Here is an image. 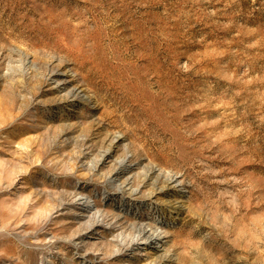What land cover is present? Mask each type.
<instances>
[{
    "label": "rangeland",
    "instance_id": "1",
    "mask_svg": "<svg viewBox=\"0 0 264 264\" xmlns=\"http://www.w3.org/2000/svg\"><path fill=\"white\" fill-rule=\"evenodd\" d=\"M119 172L144 195L115 197ZM97 211L85 261L71 241ZM154 220L174 264H264V0H0V264L134 263Z\"/></svg>",
    "mask_w": 264,
    "mask_h": 264
},
{
    "label": "bare ground",
    "instance_id": "2",
    "mask_svg": "<svg viewBox=\"0 0 264 264\" xmlns=\"http://www.w3.org/2000/svg\"><path fill=\"white\" fill-rule=\"evenodd\" d=\"M71 77L72 76L70 75L69 71H67L65 69L59 70L55 73H52L50 76V81H53V84L51 85L49 90L54 92V93H59V92L65 91L73 83V80ZM69 91L75 97L72 100V103L76 102L78 100V98L82 94L85 93V89L83 87H78V86H74L73 89L69 90ZM89 99L90 98H88V100ZM117 139L115 141H113V143L110 146V149H108V151L105 154V158L108 159L109 161L112 160V158L114 157V155L118 151V148L120 145L119 144L120 140H117ZM125 162H127L126 159H125ZM125 162H123V163H125ZM95 167L99 168V164ZM133 171H134V168L130 166V168H128V173L133 174ZM110 180H111V183L114 186H116L115 192H114L115 197L127 195L128 198L135 200V199H138L144 195L145 191L142 190L144 185H136L135 182L133 181L132 175H126V174H122L119 172V173H115L111 177ZM177 187H178L177 181L175 180V178L174 179L171 178L165 185H163L161 187L154 186L152 188V190H150V192L148 194H146V197L149 199L161 200L162 197L167 196L169 194V192L176 190ZM75 190H76L75 191L76 192L75 197L71 201H69L67 205H68V207L76 210V212L73 213L75 215L74 219L82 221L83 218L87 217L93 210L97 209V204H94V205L92 204L91 195L87 194L86 191L82 187L77 186V188H75ZM162 203H165L169 206V208H167V210L172 215L173 214L178 215L179 213H181L185 209V205L182 201H176L174 203H171L170 201H163ZM62 210L64 211V210H66V208H63ZM66 213H68V212H66ZM98 213H99V211H97L96 219H95V221L93 220L94 221L93 224L88 229L85 228L86 229L85 232H80V233L76 234V236L71 241V242H73V247L76 249V251H83L84 252L83 257H84L85 261H87V260L95 261L97 255L95 256L92 252H88L86 250V248L88 245L91 246L93 243L99 241L100 238L102 237L99 235L104 233L106 231V228H108V227H106V228L104 227L105 223L102 224V222H104V221L100 220L101 216L99 217ZM92 216H93V214H92ZM91 217H90V219H91ZM154 221L149 223L148 225H146V224L140 225V228H139L140 230L139 229L138 230L140 233V237L141 236L144 237L143 239L133 237V239L130 240L131 242L130 243L128 242L129 244H128V250L127 251H130V250L135 251L136 253L134 254V256L135 255L139 256V258H136V257L134 258L132 256L133 258H131V260L133 259L132 261H135V262L132 263L131 261H129L128 264H137L141 260H143V261L146 260L148 262V263H144V264H174L176 262V257H174V254H171L170 250L167 247L168 240L172 235L169 234L168 231H166V230L164 232H160V230H161L160 228L162 227L163 222H161V221H155L154 222ZM69 223H70V221H69ZM95 229H97V230H95ZM127 239H128V237L126 238V240ZM126 240H124V241H126ZM122 248H123V246H122ZM120 253L122 254V251ZM93 263H96V262H92V264Z\"/></svg>",
    "mask_w": 264,
    "mask_h": 264
}]
</instances>
